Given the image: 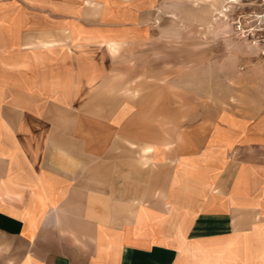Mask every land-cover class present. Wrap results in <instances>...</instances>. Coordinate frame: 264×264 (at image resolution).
<instances>
[{"label":"crops","instance_id":"obj_1","mask_svg":"<svg viewBox=\"0 0 264 264\" xmlns=\"http://www.w3.org/2000/svg\"><path fill=\"white\" fill-rule=\"evenodd\" d=\"M158 1L0 0V264H264L262 67L154 81Z\"/></svg>","mask_w":264,"mask_h":264},{"label":"rangeland","instance_id":"obj_2","mask_svg":"<svg viewBox=\"0 0 264 264\" xmlns=\"http://www.w3.org/2000/svg\"><path fill=\"white\" fill-rule=\"evenodd\" d=\"M225 1L157 2L152 43L154 81H182L186 87L199 85L207 96L210 84L224 93L227 83L237 88L232 90V96L240 98L244 96L240 89L244 76L253 66H261L259 72L264 76V56H259L257 47L249 41L235 37L228 23L232 16L222 12Z\"/></svg>","mask_w":264,"mask_h":264},{"label":"built area","instance_id":"obj_3","mask_svg":"<svg viewBox=\"0 0 264 264\" xmlns=\"http://www.w3.org/2000/svg\"><path fill=\"white\" fill-rule=\"evenodd\" d=\"M224 6L235 37L249 41L264 56V0H226Z\"/></svg>","mask_w":264,"mask_h":264},{"label":"bare ground","instance_id":"obj_4","mask_svg":"<svg viewBox=\"0 0 264 264\" xmlns=\"http://www.w3.org/2000/svg\"><path fill=\"white\" fill-rule=\"evenodd\" d=\"M229 36V35H228Z\"/></svg>","mask_w":264,"mask_h":264}]
</instances>
